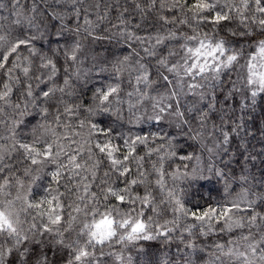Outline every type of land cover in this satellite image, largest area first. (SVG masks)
<instances>
[{
    "label": "snow or ice",
    "instance_id": "6c2138e0",
    "mask_svg": "<svg viewBox=\"0 0 264 264\" xmlns=\"http://www.w3.org/2000/svg\"><path fill=\"white\" fill-rule=\"evenodd\" d=\"M0 264H264V0H0Z\"/></svg>",
    "mask_w": 264,
    "mask_h": 264
},
{
    "label": "trees",
    "instance_id": "16d2710c",
    "mask_svg": "<svg viewBox=\"0 0 264 264\" xmlns=\"http://www.w3.org/2000/svg\"><path fill=\"white\" fill-rule=\"evenodd\" d=\"M175 163H176V164H179L180 161H176ZM201 191H202V193H203V197H204V199H200L199 196L194 197V200H200V203H205L206 200H207L209 197L216 198V199L219 198L218 193H217L215 190H212L211 186H205V188L202 189ZM135 254H136V253H135V250H133L132 255L135 256Z\"/></svg>",
    "mask_w": 264,
    "mask_h": 264
}]
</instances>
